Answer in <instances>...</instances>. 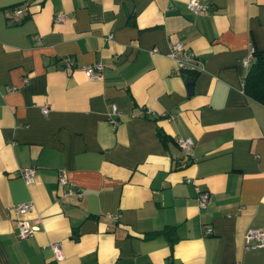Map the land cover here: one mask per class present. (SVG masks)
I'll use <instances>...</instances> for the list:
<instances>
[{"label": "crops", "instance_id": "0c3cea01", "mask_svg": "<svg viewBox=\"0 0 264 264\" xmlns=\"http://www.w3.org/2000/svg\"><path fill=\"white\" fill-rule=\"evenodd\" d=\"M187 1L0 0V264H264L244 241L264 231V104L243 87L264 0Z\"/></svg>", "mask_w": 264, "mask_h": 264}, {"label": "built area", "instance_id": "2783aa9c", "mask_svg": "<svg viewBox=\"0 0 264 264\" xmlns=\"http://www.w3.org/2000/svg\"><path fill=\"white\" fill-rule=\"evenodd\" d=\"M197 0H188L187 6L190 10H192L196 14H200L205 12L206 6L199 5L196 3ZM21 13V9L18 7L12 8V14L17 15ZM169 55L172 57L177 65V68L180 70H189L195 71L198 67V62L196 60V56L193 52H191L188 48H186L183 43L179 41L169 42ZM250 60V58H245V61ZM84 74L88 78H99L102 72V64L100 62H94L91 64H85L81 66ZM26 81V79H24ZM112 114L116 112L115 106L112 107ZM46 108L42 109L43 113H46ZM177 144L187 150L192 144L190 138H176ZM19 176L26 182L31 183L34 178L35 169L33 167H24L18 170L17 172ZM189 180V179H187ZM59 184L65 185L68 184L66 178L64 176L59 177ZM75 184L69 183V187L66 190V193H75L80 195L79 189L74 187ZM195 191L197 194V201L200 207L206 206L211 198V194L208 190L200 188L198 185H194ZM31 205L28 202H22L17 204L14 209L17 214H23L28 211ZM18 227V236L24 237L31 234L30 228L25 225V222L21 219H18L17 222ZM211 228L206 227L205 233H210ZM244 241L246 246H264V231L257 227H249L245 231ZM50 250L52 251V261L57 262L62 257V248L59 242L54 241L48 244ZM47 264V263H46Z\"/></svg>", "mask_w": 264, "mask_h": 264}, {"label": "trees", "instance_id": "16d2710c", "mask_svg": "<svg viewBox=\"0 0 264 264\" xmlns=\"http://www.w3.org/2000/svg\"><path fill=\"white\" fill-rule=\"evenodd\" d=\"M244 93L264 104V60L262 52L255 53V60L243 79Z\"/></svg>", "mask_w": 264, "mask_h": 264}]
</instances>
